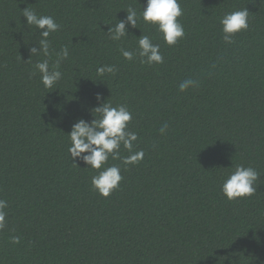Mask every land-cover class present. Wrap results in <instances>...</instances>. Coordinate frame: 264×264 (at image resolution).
<instances>
[{"label": "trees", "instance_id": "16d2710c", "mask_svg": "<svg viewBox=\"0 0 264 264\" xmlns=\"http://www.w3.org/2000/svg\"><path fill=\"white\" fill-rule=\"evenodd\" d=\"M179 4L185 35L168 46L142 20L109 39L146 0H0V264H264V4ZM25 7L60 25L51 57L30 55L41 37ZM243 8L248 29L224 42L220 19ZM141 35L163 63H140ZM65 46L62 79L45 89L35 65L49 59L51 69ZM105 65L115 74L98 78ZM185 79L196 87L179 91ZM104 101L127 107L144 152L135 165L109 158L123 179L107 198L91 186L97 171L68 152L72 125ZM238 165L258 172L256 193L229 201L221 187Z\"/></svg>", "mask_w": 264, "mask_h": 264}, {"label": "clouds", "instance_id": "9594fccd", "mask_svg": "<svg viewBox=\"0 0 264 264\" xmlns=\"http://www.w3.org/2000/svg\"><path fill=\"white\" fill-rule=\"evenodd\" d=\"M264 4V0H259ZM183 15V9L180 7L179 0H146L143 11L129 7L126 10L125 20L117 21L114 26L109 27V39L120 41L127 37L126 24L135 28L138 20L145 24L156 27L161 34L162 39L168 46L175 45L179 39L185 35L184 28L179 23L178 18ZM22 16L26 19L27 26H35L40 30V39L38 48L29 49L30 55L51 57L49 36L59 30L57 24L51 16H39L28 7L22 10ZM249 12L246 8L242 10L225 13L220 19L222 39L226 43H233V36L243 30H247ZM138 56L141 64H161L163 56L160 53V45L154 44L148 35H141L137 42ZM121 55L125 60L131 61L134 58V52L120 49ZM56 60L50 69L49 59H44L35 65V69L41 74V83L45 89H52L62 79V73L59 71L60 63L67 59L69 50L65 46L60 52L56 53ZM115 67L105 65L97 68L96 75L103 78L105 74H115ZM189 85L196 87L191 79H185L179 84V91L183 92L189 88ZM96 99L99 101L100 96ZM93 119L86 122L83 119L77 120L68 133L70 138L69 155L73 161L80 159L92 170L97 171L91 179V186L97 193L107 198L119 187L123 177L121 169L116 166L105 167L111 157L112 160H122L124 165L138 164L143 156V150L134 151L138 140L135 132L127 130L128 123L132 116L125 105L113 107L111 103L104 101L100 106L91 109ZM95 114V115H93ZM167 125H164L160 132L164 134ZM127 150L129 153L121 157L120 149ZM84 154V155H82ZM75 164V162H73ZM102 169V170H101ZM259 174L252 167L243 165L236 166L227 179L224 180L221 192L229 201L250 197L256 193V181ZM7 202L0 200V230L6 225ZM13 243L19 242V237H12Z\"/></svg>", "mask_w": 264, "mask_h": 264}]
</instances>
